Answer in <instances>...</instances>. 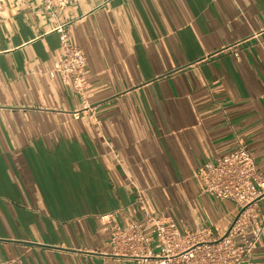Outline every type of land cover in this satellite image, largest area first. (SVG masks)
I'll list each match as a JSON object with an SVG mask.
<instances>
[{
    "label": "crops",
    "instance_id": "obj_1",
    "mask_svg": "<svg viewBox=\"0 0 264 264\" xmlns=\"http://www.w3.org/2000/svg\"><path fill=\"white\" fill-rule=\"evenodd\" d=\"M3 7L0 264H136L112 253L100 215L122 224L141 205L181 230L228 227L234 205L195 172L240 140L264 179V0ZM58 23L85 54L83 94L48 75ZM256 215L251 261L264 264V196Z\"/></svg>",
    "mask_w": 264,
    "mask_h": 264
},
{
    "label": "built area",
    "instance_id": "obj_2",
    "mask_svg": "<svg viewBox=\"0 0 264 264\" xmlns=\"http://www.w3.org/2000/svg\"><path fill=\"white\" fill-rule=\"evenodd\" d=\"M42 1L45 9L55 15L76 0ZM3 5L4 0H0V21ZM54 30L62 53L48 75H59L83 94L88 72L85 54L70 43L66 23H58ZM73 116L79 118L78 112ZM195 174L204 193L234 205L235 215L225 230L215 235L209 228L181 230L170 217L152 215L141 205V218L122 224L116 220V212L100 215L108 222L112 253L133 258L136 264H253L252 250L263 229L256 205L264 196V179L256 170L251 152L238 140L235 149L203 163Z\"/></svg>",
    "mask_w": 264,
    "mask_h": 264
}]
</instances>
